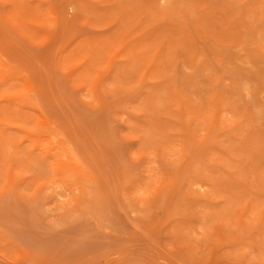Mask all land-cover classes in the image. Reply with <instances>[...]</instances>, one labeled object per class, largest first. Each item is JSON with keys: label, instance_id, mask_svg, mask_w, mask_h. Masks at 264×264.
<instances>
[{"label": "rangeland", "instance_id": "1", "mask_svg": "<svg viewBox=\"0 0 264 264\" xmlns=\"http://www.w3.org/2000/svg\"><path fill=\"white\" fill-rule=\"evenodd\" d=\"M0 264H264V0H0Z\"/></svg>", "mask_w": 264, "mask_h": 264}, {"label": "bare ground", "instance_id": "2", "mask_svg": "<svg viewBox=\"0 0 264 264\" xmlns=\"http://www.w3.org/2000/svg\"><path fill=\"white\" fill-rule=\"evenodd\" d=\"M217 101V100H216Z\"/></svg>", "mask_w": 264, "mask_h": 264}]
</instances>
